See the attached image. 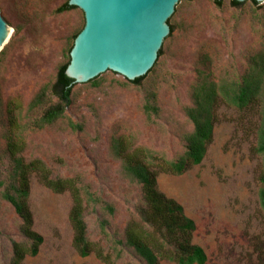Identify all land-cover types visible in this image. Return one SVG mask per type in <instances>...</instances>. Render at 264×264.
I'll return each instance as SVG.
<instances>
[{
    "label": "rangeland",
    "instance_id": "obj_1",
    "mask_svg": "<svg viewBox=\"0 0 264 264\" xmlns=\"http://www.w3.org/2000/svg\"><path fill=\"white\" fill-rule=\"evenodd\" d=\"M232 1L221 0L220 7L215 0L181 1L169 21L174 31L146 79L137 85L109 71L95 82L76 84L65 116L40 128L44 109L58 98L50 92L43 106L34 109L31 104L70 61L85 16L79 8L60 11L69 0H0V11L11 28L0 53V180L7 178L9 169L8 121L14 110L27 144L23 156L43 160L56 177L79 181L88 199L89 240L117 264H141L118 243L125 241L126 225L143 203L140 186L114 155L113 141L131 138L136 147L168 159L185 153L184 139L193 131L186 109L192 106L199 71L217 80H239L249 58L264 51V3L246 1L236 8ZM148 102L156 103L157 114L145 113ZM219 115L203 162L180 176L161 175L158 186L194 221L193 242L204 249L206 264H262L264 214L258 200L255 139L240 126L239 112L223 106ZM29 205L44 244L24 264H104L95 254L79 256L73 246L69 192L54 193L33 176ZM106 205L113 206L114 213ZM21 225L14 208L0 195V264H10L14 241H25Z\"/></svg>",
    "mask_w": 264,
    "mask_h": 264
},
{
    "label": "trees",
    "instance_id": "obj_2",
    "mask_svg": "<svg viewBox=\"0 0 264 264\" xmlns=\"http://www.w3.org/2000/svg\"><path fill=\"white\" fill-rule=\"evenodd\" d=\"M248 1L255 6L259 5L254 0ZM215 3L222 6L221 1L215 0ZM232 3L236 8L243 5L236 0ZM74 8L67 2L60 11ZM173 31L174 28L171 27V34ZM162 55L163 49L159 58ZM247 63L248 69L239 80H217L210 73L199 71L191 95L192 106L186 109L193 131L184 139L185 153L179 158L168 159L146 148L136 147L131 138L121 137L113 141L114 155L122 162L125 172L140 186L143 203L137 217L130 219L126 225L125 241L118 243L120 247L129 249L141 264L207 263L208 257L204 249L193 242L196 232L194 221L185 214L177 201L167 197L159 189L157 178L161 175H183L203 162L213 142L215 126L221 121L219 110L223 106L240 113V126L248 137L255 139L253 154L260 162L258 200L264 214V51L250 57ZM69 64L70 61L60 68L55 83L43 88L31 104L34 109L43 106L50 92L58 98L55 104L44 109L37 124L40 128L62 119L71 105L76 84L66 76ZM151 72L152 70L149 73ZM146 77L132 83L139 85ZM144 110L147 115L158 113L155 102H148ZM13 114L14 110L9 115L6 145L9 169L7 178L0 180V195L21 219L20 233L25 241L13 242L10 264H24L27 258L36 257L44 244V238L34 229L35 221L29 205L33 176L54 193H70L73 207L69 221L74 232L73 246L78 255L85 258L95 254L104 264H117L110 254L88 238L85 220L88 199L85 198L79 181L76 178L56 177L43 160H27L23 156L27 144L22 136V125ZM71 127L75 129L77 126L71 123ZM92 197L95 203H99L96 197ZM105 208L110 213L115 211L111 205H106ZM102 228L105 231L104 225ZM119 249L115 248L117 252L122 251ZM262 259L264 264V258Z\"/></svg>",
    "mask_w": 264,
    "mask_h": 264
},
{
    "label": "water",
    "instance_id": "obj_3",
    "mask_svg": "<svg viewBox=\"0 0 264 264\" xmlns=\"http://www.w3.org/2000/svg\"><path fill=\"white\" fill-rule=\"evenodd\" d=\"M181 1L69 0V6L83 11L85 26L74 41L66 76L74 84L89 83L109 71L131 82L147 76L171 34L168 21ZM10 37L0 11V53Z\"/></svg>",
    "mask_w": 264,
    "mask_h": 264
}]
</instances>
